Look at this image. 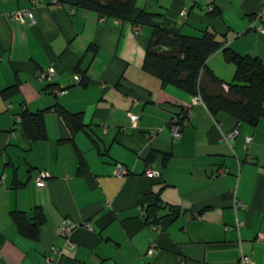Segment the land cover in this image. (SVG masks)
Listing matches in <instances>:
<instances>
[{
  "label": "crops",
  "instance_id": "0c3cea01",
  "mask_svg": "<svg viewBox=\"0 0 264 264\" xmlns=\"http://www.w3.org/2000/svg\"><path fill=\"white\" fill-rule=\"evenodd\" d=\"M143 2L140 7L155 6L150 11L177 21L182 33L215 32L264 63V33L249 28L264 0ZM21 9H31L34 22L7 16ZM183 10L188 14L179 23ZM150 33L148 26L103 22L61 0H0V91L19 84L9 100L0 95V264H240L241 255L264 264V119L255 127L236 124L231 116H212L191 95L162 87L142 69ZM207 65L231 81L234 65L221 50ZM77 69L87 76L85 86L74 78ZM55 102L82 113L87 132L72 134L47 112V138L27 139L15 125L18 113ZM181 111L189 124L173 139L169 123ZM129 113L139 117L135 126ZM116 164L126 172L115 175ZM154 196L167 207L161 215L169 206L176 215L148 224ZM35 207L45 222L32 240L17 232L10 213L33 216ZM69 225L73 247L64 234Z\"/></svg>",
  "mask_w": 264,
  "mask_h": 264
},
{
  "label": "trees",
  "instance_id": "16d2710c",
  "mask_svg": "<svg viewBox=\"0 0 264 264\" xmlns=\"http://www.w3.org/2000/svg\"><path fill=\"white\" fill-rule=\"evenodd\" d=\"M61 1L74 8L96 12L99 17L104 18V22L119 20L132 25L150 27L151 33L142 69L156 77L162 87L172 86L192 97L199 95L212 116L225 114L234 118L236 124L255 127L264 119V63L259 57L236 52L227 46L225 41H220L215 32L209 30H204L199 35L184 34L177 26V21L171 20L163 12H154L138 6V0ZM184 11L185 15L180 16L179 23L185 22L188 13L187 10ZM209 12L212 13L214 10L211 9ZM89 49L96 51L93 45ZM218 50H221L225 62L234 65V74L230 82L223 81L207 65L208 58ZM76 71L81 73L78 82L85 86L88 82L87 76L80 69ZM18 92L19 84L16 82L2 89L0 95L3 100H9ZM47 112H54L60 116L72 134L79 131L87 132L82 113H71L58 102L35 112L22 110L17 115L15 125L32 142L45 140ZM185 113L181 111L169 125L180 122L181 116L186 115ZM89 137L94 142L90 135ZM77 156L80 169L83 158L80 152H77ZM167 159L168 156L164 154L163 165ZM165 208L167 207L158 196L152 197L147 207V223L155 224L170 213H173L171 216L176 215L177 208L174 206H169V212L161 215V210ZM33 212L34 215L29 216L26 212L12 211L10 217L21 236L37 240L38 227L45 222V215L41 207H35Z\"/></svg>",
  "mask_w": 264,
  "mask_h": 264
},
{
  "label": "built area",
  "instance_id": "2783aa9c",
  "mask_svg": "<svg viewBox=\"0 0 264 264\" xmlns=\"http://www.w3.org/2000/svg\"><path fill=\"white\" fill-rule=\"evenodd\" d=\"M30 2H33L34 0H29ZM181 15L184 16L185 15V11L183 10L181 12ZM9 18H13L21 23H26V22H34V15H33V12L31 9H21V10H17V11H14L10 14L7 15ZM101 20L104 22V18L101 17ZM263 24H264V4L262 5L261 9L254 15L250 25H249V28L252 29V30H255L257 32H260V33H264V27H263ZM53 70L50 69L49 72H48V75L52 74ZM46 75V74H45ZM44 76V75H43ZM75 80L76 81H79L80 80V76L79 75H75L74 76ZM193 103L194 104H203L202 100H201V97L199 95H196V96H193V99H192ZM186 112V111H185ZM186 115H182L181 116V119H180V122L178 123H172L169 125L170 127V130H171V137L173 139H178L181 135V132L183 130V128L185 126H187L189 124V121L187 119V113H185ZM128 118H129V121L130 123L135 126L139 117L138 115L136 114H133V113H129L128 114ZM18 120H19V117H18ZM176 121V120H175ZM237 133V130H233V131H230L229 133H227V135H225L223 138L225 140H228L229 138H233ZM154 133L151 132L150 135H153ZM250 140V137H246V141H249ZM126 172V169L123 165L121 164H116L115 166V169H114V174L115 175H122ZM221 172V171H220ZM147 175L149 176H153V177H158L159 176V172L154 170V169H148L146 171ZM219 172L213 174L212 176H215L217 175ZM35 181L39 184L43 183V179L41 176H37L35 178ZM73 228L72 225H69V226H66L64 227V234L67 236L66 238V244L70 247H73V244L71 243L70 239L68 238V235H69V232L70 230ZM262 235L259 234L258 236V239H262ZM154 251V248L153 247H150V249L148 250V253H152ZM239 263L240 264H252V259L247 256V255H241L240 257V260H239Z\"/></svg>",
  "mask_w": 264,
  "mask_h": 264
},
{
  "label": "rangeland",
  "instance_id": "374dc122",
  "mask_svg": "<svg viewBox=\"0 0 264 264\" xmlns=\"http://www.w3.org/2000/svg\"><path fill=\"white\" fill-rule=\"evenodd\" d=\"M147 4H150V3H147ZM137 5H139V6H143V5H144L143 0H138ZM147 8H149L150 10H155V9H157L155 6H149V5H147Z\"/></svg>",
  "mask_w": 264,
  "mask_h": 264
}]
</instances>
